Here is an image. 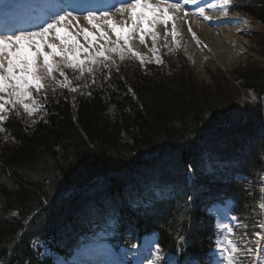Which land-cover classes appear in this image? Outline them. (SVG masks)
<instances>
[{
    "label": "trees",
    "instance_id": "obj_1",
    "mask_svg": "<svg viewBox=\"0 0 264 264\" xmlns=\"http://www.w3.org/2000/svg\"><path fill=\"white\" fill-rule=\"evenodd\" d=\"M232 10L264 26V0H233ZM256 35L264 49V33ZM176 60L144 71L127 59L95 71V83L66 68L75 94H48L41 113L9 116L0 133V264H53L33 242L69 254L83 235L119 241L152 224L163 248L184 244L187 256L200 255L215 231L208 210L220 200L246 225L238 236L255 238L264 67L235 70L239 84L213 76L212 91ZM20 231L22 242L8 243Z\"/></svg>",
    "mask_w": 264,
    "mask_h": 264
},
{
    "label": "snow or ice",
    "instance_id": "obj_2",
    "mask_svg": "<svg viewBox=\"0 0 264 264\" xmlns=\"http://www.w3.org/2000/svg\"><path fill=\"white\" fill-rule=\"evenodd\" d=\"M199 2L200 0H182V2L180 0H175V2L158 0L153 5L149 0H124V5L117 10L122 19L116 20L115 14L108 9L100 10V15H97L99 9L95 6V0H59V3L52 6L48 12L47 19L35 30H19L12 31L10 34L8 32L0 34V94H3L0 95V101H2L0 102V133H6L4 125L10 115L20 117L22 110L27 117H32L41 111L42 105L36 102L33 96L34 92L39 94L41 90L46 91L53 85L69 88L71 81L65 74V68L78 70L81 77L84 73H89L93 76L92 82L95 83V71L111 69L116 66L113 53L121 61L126 58V53H130L129 58L139 59L143 64L145 57L141 56L139 52L133 51L129 40L133 33H144L142 26L149 21L148 10H151L153 14L150 21L153 28L156 24H163L167 29L169 10L173 16H178L183 12L186 18L188 13L184 11V5H197ZM232 3L233 0H221L219 8L224 11V15L228 14L229 6ZM208 7L215 9L217 5L209 3ZM139 8L145 11L137 16ZM74 13H80V15H74ZM196 14L204 19H210L205 15L204 7H200ZM129 20H131L129 35H118L117 39L112 41L113 46L109 47L107 42L110 37L104 31L105 27L115 33L117 25H119L123 31ZM69 29L75 31V36L68 32ZM188 30L191 31V27ZM65 32H68L67 38L62 34ZM97 33L105 43H101L98 48L89 51L92 43L96 40ZM149 34H151L155 45L157 34L154 31ZM168 34L173 38L179 35L175 23L172 24ZM78 36H83V39L88 42L87 48L78 41L69 46V40H75ZM193 36L195 37V33ZM89 37L92 38V41H89ZM121 40L126 48L120 46ZM139 40L140 43H145L144 34L139 35ZM81 50L86 54L83 59H80ZM56 57L60 59L57 60ZM156 63H161L159 56L156 58ZM54 73H58L60 77H63V80H57ZM79 78L77 77V79ZM77 90L75 87L70 88V91L73 92ZM259 211L264 216V191L260 193ZM11 215L15 216L17 213H11ZM238 219L233 215L232 223L226 222L217 225L223 233L222 238L220 233H217L218 255L224 264H264V243H261L264 241V219H261L258 225H254L258 226L261 231L255 232L253 234L255 239L248 241H245L242 233L238 236L239 230L246 227L242 223L237 224ZM22 238L23 232L20 231L8 243L19 244L22 242ZM33 247H35L34 242ZM179 249L183 252L184 244H180ZM159 259L161 257L157 254V260ZM166 264H195V258L184 260L170 258Z\"/></svg>",
    "mask_w": 264,
    "mask_h": 264
},
{
    "label": "rangeland",
    "instance_id": "obj_3",
    "mask_svg": "<svg viewBox=\"0 0 264 264\" xmlns=\"http://www.w3.org/2000/svg\"><path fill=\"white\" fill-rule=\"evenodd\" d=\"M180 2H182V0H180ZM220 2L221 0H209L206 3L207 4L214 3L217 5V7H219ZM116 10L118 9H115V11ZM143 11L145 10H142L141 12ZM141 12H138L137 16H139V13ZM186 12H188V10ZM221 12L224 14L223 10ZM152 15L153 14L151 10H148L147 16L149 18V21L146 22L142 26L144 29V33L142 34H144V40H145V43H143V46L146 49V52L144 53L141 50H138L136 46L133 44V38H135V36H138L136 33H133L132 38L129 40V45L132 47L133 51L139 52L141 56L145 57V62L142 64L144 67L147 64H151V63L158 64L156 63L157 56H159L161 60V63L159 64L165 63L166 60L171 61L173 64H178L176 60L177 55L182 56V57L184 56L188 59L190 63L189 69H190V72L193 73L195 79L201 85L203 84V85L208 86L212 91H215V88H216V84H215V80L213 76L220 77L221 75H225L229 80H231L232 82L235 81V83L238 84L239 80L236 81V77L234 76V72L238 68L244 66L247 63H258L264 67V49L258 45L257 35H256V32L263 34L262 26H260L259 24H257L258 25L257 26L254 22H252L247 17H244L243 15L236 14L239 18H242L244 21H247V23L245 24L244 28L241 30L239 29V26H236L235 34L236 36L241 35L243 38H245V41H247V43H245L244 48L240 49L237 57L233 58L231 55L229 57V61L226 64H223L222 62L213 59V56L208 51L209 48L206 47L205 49L203 47V44L200 43L201 42L200 39L198 40V38L196 36L194 37L191 32L186 31L185 27L183 26L182 20L178 22H176L175 20H172L170 16L171 15L170 11L167 17L168 18L167 29H165V26L163 24H160L161 27H163L165 30L164 34L160 33L156 25L153 28V25L150 22ZM147 23H149V25L146 27L145 25ZM173 23L176 24L177 31L179 32V35H177L175 38H173L171 35L168 34L171 31ZM220 25L223 27H226V26L229 27L230 26L229 20L225 19V21H222ZM105 29L104 31H106ZM152 31H154L157 34L155 45L153 44L151 34H149ZM184 31H186L185 34H183ZM118 32L122 33L124 36H128L130 32V28L128 27L127 32L121 31V30H118ZM107 33H108V36L110 37V39L107 42L108 46L112 47L113 46L112 41L116 40V38L114 37V33L109 28H108ZM182 35L191 42V44L193 45L192 47H196L195 50L198 53L203 54V56H205L202 64H198L196 60H194V58L191 55L187 54V52L184 50L185 41H184V38L181 37ZM77 41L80 44H82L84 47L86 48L88 47V42H86L84 39L83 41H79V40ZM77 41L69 40V46H71L72 44H75ZM89 41H92L91 37H89ZM101 43H105V41L101 39L99 34L97 33L96 40L95 42L92 43V47L89 48V51L95 50L96 48L99 47ZM120 46L126 48L123 40L120 41ZM45 51H48V49H45ZM85 55L86 54L81 50L80 59H83ZM112 55H113V59L116 60V63L121 64V62H124L125 59L128 58V56H130L131 54L126 53V58L123 61H121L115 53H113ZM56 59L59 60L60 58L56 57ZM179 67L180 66L176 65L175 68H178V70L179 69L182 70V68L181 67L179 68ZM54 75L57 77L58 73H54ZM49 83H52V82L50 81ZM150 250L151 249H148L149 252ZM148 251L146 250V253ZM95 252H100V250L97 249L96 244H94V246H92L91 248H88V246L85 245L83 247L82 252L80 251L77 253L76 263L78 264H111V262L106 261L104 259H102L100 262L98 260V257L103 258V256L102 255L97 256L94 254ZM154 256L155 254L151 255L147 253L144 256V260L148 258L149 259L148 263L153 264ZM119 258H122L125 261H126V258L128 259L125 253H121L119 255ZM217 264H223V261L219 255L217 256Z\"/></svg>",
    "mask_w": 264,
    "mask_h": 264
},
{
    "label": "bare ground",
    "instance_id": "obj_4",
    "mask_svg": "<svg viewBox=\"0 0 264 264\" xmlns=\"http://www.w3.org/2000/svg\"><path fill=\"white\" fill-rule=\"evenodd\" d=\"M42 1V0H39ZM174 1V0H170ZM209 0H200L199 4H188L184 5V11L186 12L188 10V16L185 18L184 13L181 12L178 14V16H173L171 13L172 20L183 21V26L185 27L186 31H189V27H191L192 34L195 33V36L200 39L203 44V47L206 49L209 48V52L213 56V59L218 60L222 62L223 64H226L229 61V57L232 55L233 58H236L239 54V51L241 48H244L245 38H243L241 35L236 36L235 27L239 26V29H243L245 24L244 20L239 18L236 14H227L224 15L219 7L213 9L208 7ZM149 2L153 5H155L158 1L157 0H149ZM204 7L205 8V15L209 16L210 19H204L203 17L197 15L199 8ZM171 12V10H169ZM115 19L120 20L122 19L119 15V12L116 11L115 13ZM225 19L229 20L230 26L223 27L220 25L222 21H225ZM171 20V21H172ZM188 23V24H187ZM18 24V23H14ZM131 25V20L128 21V24L124 26L123 31L127 32V29ZM149 23H147L145 26L147 27ZM8 27H14L12 26V23L8 25ZM156 27L160 31V33L164 34L165 30L163 27H161L160 24H156ZM106 32H108V28L106 27ZM121 30L120 26L117 25V31ZM183 34H185V32ZM68 32L72 33V36H75V31L72 29H69ZM68 32L67 36L68 37ZM118 32L114 33V36H116ZM138 36H135L133 38V44L136 46L138 50H141L142 52H146V49L144 48L143 44L140 43L139 35L142 33H136ZM184 50L187 52V54L191 55L194 60L198 64H202L205 56L203 54L198 53L195 49L196 47H192L193 45L191 42L184 37ZM76 41H83L81 36L76 37ZM196 46V45H195ZM235 52V53H234ZM234 53V54H233Z\"/></svg>",
    "mask_w": 264,
    "mask_h": 264
}]
</instances>
